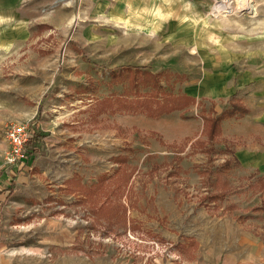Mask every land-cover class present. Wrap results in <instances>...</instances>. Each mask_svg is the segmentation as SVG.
Returning a JSON list of instances; mask_svg holds the SVG:
<instances>
[{"label": "rangeland", "instance_id": "rangeland-1", "mask_svg": "<svg viewBox=\"0 0 264 264\" xmlns=\"http://www.w3.org/2000/svg\"><path fill=\"white\" fill-rule=\"evenodd\" d=\"M254 5L0 0V193L15 167L7 126L44 133L33 169L0 194L9 264L205 261L224 220L264 240V0ZM120 65L158 72L159 90L148 70L112 78ZM234 103L212 131L208 117Z\"/></svg>", "mask_w": 264, "mask_h": 264}, {"label": "crops", "instance_id": "crops-1", "mask_svg": "<svg viewBox=\"0 0 264 264\" xmlns=\"http://www.w3.org/2000/svg\"><path fill=\"white\" fill-rule=\"evenodd\" d=\"M212 3L214 4L213 0ZM252 4L254 5V0H252ZM254 11L255 5L252 12ZM235 152L236 151H234V153ZM33 158L34 157L29 159L27 158L20 163L13 164V166H15L12 167L13 171L11 174L13 176L10 173H6L4 178L1 179L2 181L7 180L8 182L7 186L5 187L6 191L2 189V192L0 193H5L4 196L6 199H9L14 194L18 184L17 178L20 180L19 177L22 175V173H24V171L27 169H33L35 164L33 162ZM14 170H16V172ZM258 173L264 175V169H262V172L259 170ZM10 185H12V189L9 188ZM0 198L5 200L1 195ZM4 220L5 219L2 218L0 213V262L4 263L5 261L6 264H9L14 259V253L13 251H9L7 245L6 254L3 253L4 246H2L3 242L1 238L2 235H4ZM214 232V241H216V239L220 236L221 245L217 246L215 244V247L211 246L208 254L215 251L217 255L214 256V258L207 257L204 258L205 261H201V259H199L197 261L191 262L190 264H264V240L260 236L246 231L242 226H240V224H234V222L229 220H224L221 222V229H214Z\"/></svg>", "mask_w": 264, "mask_h": 264}, {"label": "trees", "instance_id": "trees-1", "mask_svg": "<svg viewBox=\"0 0 264 264\" xmlns=\"http://www.w3.org/2000/svg\"><path fill=\"white\" fill-rule=\"evenodd\" d=\"M123 68L142 69L143 72L145 70L150 71V73H151L150 78L152 79V86L155 87V88L157 87L158 82H159V77H158L159 73L158 72H153L152 69H150V68H148L147 66H144V65H134V66L120 65V67L114 68L112 70V71H114V73H112V78L115 77V76H117L118 78H120L119 76L121 75V72H122V74L124 76V71L121 70ZM156 89L159 90L158 87ZM179 96L185 97L186 99H188V101H191V102L196 101V96H194V95H192L190 93H182ZM168 99H169V97H166V99H165L166 100L165 105H168L169 104V100L170 99L169 100ZM176 102H175V104H176ZM179 105L182 106V103L179 102ZM239 108H240L239 107V104L238 103H234L231 108L222 111L220 113V115H218L216 118L215 117L214 118L213 117H208V119H209L208 122H211V124H212L211 130L213 131L214 129H216V131H218V127H219L218 121L219 120L221 121V119L223 117L227 116V115L235 114L236 112H238ZM240 110L243 111L245 109L244 108H241ZM219 129H220V127H219ZM43 135H44V133L42 131H34L33 134L30 136V138H29V140L27 142L28 159L29 158H32V157H35L38 153H40V148L37 145V143H38L39 139ZM234 158H235L236 162H239L238 161L239 159L237 158V156L235 155V153H234ZM9 188L12 189L13 188L12 185H10Z\"/></svg>", "mask_w": 264, "mask_h": 264}, {"label": "built area", "instance_id": "built-area-1", "mask_svg": "<svg viewBox=\"0 0 264 264\" xmlns=\"http://www.w3.org/2000/svg\"><path fill=\"white\" fill-rule=\"evenodd\" d=\"M221 1L222 0H214L213 5L220 7ZM220 14L224 15L225 11L221 12ZM32 124L29 121L28 122H11L7 126L6 136L10 142V150L7 155L8 163L16 164L28 158L27 142L30 136L34 132V128L32 127L33 126Z\"/></svg>", "mask_w": 264, "mask_h": 264}, {"label": "bare ground", "instance_id": "bare-ground-1", "mask_svg": "<svg viewBox=\"0 0 264 264\" xmlns=\"http://www.w3.org/2000/svg\"><path fill=\"white\" fill-rule=\"evenodd\" d=\"M246 6V8H249V10L252 12L254 9V5L252 4V0H240L237 2V4H234V0H222L220 2V7L219 6H214L212 7V13L214 15H218L221 12H229V11H234L237 9H243ZM219 7V8H218Z\"/></svg>", "mask_w": 264, "mask_h": 264}]
</instances>
